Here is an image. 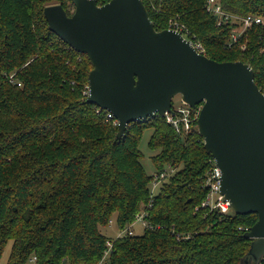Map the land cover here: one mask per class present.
Returning <instances> with one entry per match:
<instances>
[{
    "label": "trees",
    "instance_id": "trees-1",
    "mask_svg": "<svg viewBox=\"0 0 264 264\" xmlns=\"http://www.w3.org/2000/svg\"><path fill=\"white\" fill-rule=\"evenodd\" d=\"M217 1L263 23L230 43L239 22L217 24L207 0H142L155 30L183 24L208 58L247 63L264 92V0ZM55 4L73 13L71 0H0V256L10 243L6 264H242L257 217L201 204L211 156L196 120L178 134L153 114L116 139L106 110L86 101L87 55L48 28L43 9ZM145 129L155 173L166 174L151 196L138 146ZM142 212L141 234L100 231L113 215L122 230Z\"/></svg>",
    "mask_w": 264,
    "mask_h": 264
},
{
    "label": "water",
    "instance_id": "water-1",
    "mask_svg": "<svg viewBox=\"0 0 264 264\" xmlns=\"http://www.w3.org/2000/svg\"><path fill=\"white\" fill-rule=\"evenodd\" d=\"M43 9L48 28L87 55L86 101L129 123L171 112L172 98L195 109L196 126L221 172L219 192L235 214L255 213L242 264L264 261V93L243 61L219 62L199 53L173 29L155 30L142 0H71Z\"/></svg>",
    "mask_w": 264,
    "mask_h": 264
},
{
    "label": "built area",
    "instance_id": "built-area-1",
    "mask_svg": "<svg viewBox=\"0 0 264 264\" xmlns=\"http://www.w3.org/2000/svg\"><path fill=\"white\" fill-rule=\"evenodd\" d=\"M206 10L217 18V24H222L224 22L233 21V20H237L239 22L240 24L239 28L232 30L230 34V39H231L230 43L236 42L238 40V37L241 34H243L245 30L250 28L252 25L263 23L262 17L257 15L247 14L245 16L239 17L237 15L228 13L222 9L220 3L217 0H207ZM168 29L176 30L180 32L186 39H188L185 36V33H187V29L186 27H184L183 24L171 23L169 24ZM189 40L192 42L193 46L196 48V50L199 53H203V49L198 43H196L191 39ZM180 101H181V105L176 110L173 109L171 106V112H165L163 115L165 121L169 125H171L175 130V132L178 134H182L185 133L186 131H189L191 129L193 121L197 119V115H198L195 109L191 108L181 99ZM106 118L113 119V123L117 124V120L108 111H106ZM165 175H166L165 172H161L159 174L153 173V177L149 185L150 196L156 192L160 183L165 178ZM220 176H221L220 169L215 164L214 159L211 157L208 169L204 174L203 186L206 188V195L201 204L203 206L208 207V209L210 210L214 209V210H218L222 214H227L230 213L231 210H230L229 202L225 200L223 194L219 192ZM144 215H145L144 212L138 214L135 220L130 225H128L126 228L122 230L118 229L116 237H121L125 234L132 235L133 225L136 224L137 221H141L144 228L148 227V224L144 220ZM247 229L248 228H246L245 230ZM110 246H111V242L108 240L107 248L104 251L103 257H106V255L109 253ZM104 261L105 260H101L98 264H103ZM29 262L35 264V257H32Z\"/></svg>",
    "mask_w": 264,
    "mask_h": 264
},
{
    "label": "rangeland",
    "instance_id": "rangeland-1",
    "mask_svg": "<svg viewBox=\"0 0 264 264\" xmlns=\"http://www.w3.org/2000/svg\"><path fill=\"white\" fill-rule=\"evenodd\" d=\"M180 105H181L180 96L175 95L172 98V108L176 110ZM199 108H200V105L199 104L196 105L195 110L197 111V114H198ZM196 128H197V126H196ZM151 132H152L151 129H145L142 132L140 139H139V143H138L139 150L141 153L140 162H141L145 172L149 175L155 173L154 165L151 161V156L156 153L155 151L150 150L147 146V141L149 139ZM143 228H144V226H143L142 222L137 221L136 224L133 225V230H132L133 234H141L143 232ZM100 231L102 234H104L106 237H108L110 239L115 238L116 234L118 232V228L116 225V216L113 215L111 217L108 225L105 227H101ZM9 250H10V243H8L5 246L3 252L0 256V264H6V259H7V256L9 254ZM29 264H32V263H29Z\"/></svg>",
    "mask_w": 264,
    "mask_h": 264
},
{
    "label": "clouds",
    "instance_id": "clouds-1",
    "mask_svg": "<svg viewBox=\"0 0 264 264\" xmlns=\"http://www.w3.org/2000/svg\"><path fill=\"white\" fill-rule=\"evenodd\" d=\"M181 99V98H180Z\"/></svg>",
    "mask_w": 264,
    "mask_h": 264
}]
</instances>
